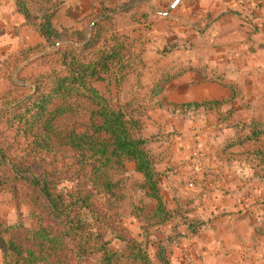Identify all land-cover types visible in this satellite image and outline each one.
<instances>
[{
  "label": "trees",
  "instance_id": "1",
  "mask_svg": "<svg viewBox=\"0 0 264 264\" xmlns=\"http://www.w3.org/2000/svg\"><path fill=\"white\" fill-rule=\"evenodd\" d=\"M111 18L102 11L90 25L89 39L81 31L80 41L62 42L63 35L51 26L52 15H44L39 31L50 52L40 57L41 68L31 77L29 91L18 93L23 88L14 87L18 92L0 103V186L13 193L20 188L29 192L30 216L36 222L31 228L0 224L3 264H83L90 259L93 264H154L130 243L124 250L112 249L105 235L122 239L118 225L137 211L133 198L145 187L156 202L148 218L161 226L175 218L160 196L143 137V119L161 108L157 97L173 77L162 74L146 87V112L140 116L144 97L138 91L122 103L112 100L109 90H101L99 83H121L137 60L116 35ZM94 46L98 49L87 50ZM251 133L258 141L264 127L251 126ZM233 146L231 141L227 148ZM127 162L135 164L141 184L127 174ZM227 162L240 174L249 170L245 179L264 182L262 147ZM181 224L184 232L175 225L160 239L156 257L166 260L160 264H170L166 256L173 243L196 235L201 227L193 218Z\"/></svg>",
  "mask_w": 264,
  "mask_h": 264
},
{
  "label": "crops",
  "instance_id": "2",
  "mask_svg": "<svg viewBox=\"0 0 264 264\" xmlns=\"http://www.w3.org/2000/svg\"><path fill=\"white\" fill-rule=\"evenodd\" d=\"M101 3L98 0L96 17L105 9ZM106 3L118 6L108 13L113 18L132 8L130 13L145 10L154 14L163 32L170 24L178 27L173 39L161 40L168 50L162 52L161 59L176 68L174 73L171 69L163 72L173 78L162 95L167 99L174 93L177 97L168 98V106L160 108L162 113L157 117L162 125L151 124L154 133L161 129L160 134L167 135L169 141L164 142L165 159L155 172L160 174L158 187L166 210L175 215L170 225H179L178 230L184 232L181 221L193 218L201 227L196 235L176 242L170 264H264V182L245 179L251 174L249 170L240 174L227 162L230 157L242 159L258 147L264 149L263 135L258 141L251 137V126L264 127V0ZM125 4L131 5L119 8ZM160 4L164 8L155 11L153 7ZM166 7L170 13L163 12ZM190 79L193 85L188 84ZM191 94L212 103V119H207L212 126L207 136L212 142L211 170L199 166L194 152L195 144L200 145L195 129L202 128L206 117L200 122L166 112L196 102ZM231 141L235 146L227 148ZM193 182L195 186L189 189Z\"/></svg>",
  "mask_w": 264,
  "mask_h": 264
},
{
  "label": "rangeland",
  "instance_id": "3",
  "mask_svg": "<svg viewBox=\"0 0 264 264\" xmlns=\"http://www.w3.org/2000/svg\"><path fill=\"white\" fill-rule=\"evenodd\" d=\"M106 1L101 0V6H105V9L102 10L104 13L112 12L113 8H118V6L106 3ZM97 3L98 0H0V103L4 100H10L15 95L13 92H18L14 87L23 88L18 93L23 94L29 91L31 77L41 68L40 57L46 52H50V49H45L44 38L40 36L39 26L42 17L47 14L52 15L51 26L54 31L63 35L62 42L70 40L78 42L83 38V35L82 37L77 36L81 31L85 32L87 39L90 37V25L96 19L94 10L100 7ZM129 5L131 4H125V6L119 8L129 7ZM161 8H164L161 7V4L153 7L155 11H161ZM131 9L128 8L127 14L114 18L112 16L111 24L116 35L122 37L125 41L126 50L137 59L129 67V73L133 75L129 76L130 74H128L119 84L112 82L108 85L107 82H104L97 84V86L101 90H109L111 99L122 103L129 99V94L138 91L137 95L144 97L142 104V107H144L148 95L145 92L146 87L148 88L167 69H171L173 73L176 71V68L171 67L170 62L166 59L162 60L160 55H162L163 48L164 50L167 49V46L163 47L161 44L162 38L173 39L174 36L171 35L178 27L176 23L170 24L167 26L168 31L163 32L158 18L152 16L154 14L150 15L145 10H136V12L130 13ZM163 12L170 13L171 11L166 7ZM81 24H83L82 30H80ZM190 30L189 28L188 31ZM186 35H188L187 39L191 38L188 33ZM75 45L80 46V44ZM96 49L98 48L94 46L87 50L95 51ZM188 84L193 85V80L190 79ZM137 86L142 87V89L138 90ZM190 96L199 101L175 106V109L173 107L168 108L166 112L169 114L178 112L179 117L186 115V117H192L193 120H199L200 122V118L206 117V120L202 121V128L195 129L198 131L195 134L196 141L200 145L198 147V144H195L194 152L200 159L199 166L202 169L211 170L212 142L211 138L207 136L212 133V126L209 125L211 120L207 119H212V103L200 100L198 94H191ZM176 97L177 95L171 93L166 99L161 94L157 99L161 102V107L163 105L166 108L168 98ZM145 108L137 111L139 116L146 112ZM159 110L149 111L146 118L143 119V137L147 140L155 167L163 163L165 159L163 147L167 144L164 142H169L167 141V135L160 134L161 129L156 128L157 131L154 133L155 126L151 125L155 122V124L160 123L159 120L161 121V119L157 116L162 112ZM161 125L162 123L159 124V126ZM24 150L25 148L22 146L19 150L20 155L23 154ZM125 166L127 174L141 184L143 181L142 176L136 173L135 164L127 162ZM156 174L159 182L160 174ZM195 182L192 183L193 186H195ZM21 189L19 192L13 193L5 186H0L1 225L13 226L20 224L24 228L35 227L36 222L30 216V200L33 196L24 189L21 191ZM149 193L148 188L145 187L135 194L133 203L137 207V211L122 217L118 225L122 239H116V236L111 235L109 232L105 235V239L110 241L111 248L115 250H124L126 244L130 243L145 252L154 264H160L165 263L166 260L160 262L156 257L159 241L175 225L161 226V224H157L148 218L153 215L156 208V202L147 196ZM175 244L173 243L170 246L169 253L166 256L169 263L172 248ZM93 262L90 259L83 264H93ZM0 264H3L1 251Z\"/></svg>",
  "mask_w": 264,
  "mask_h": 264
},
{
  "label": "built area",
  "instance_id": "4",
  "mask_svg": "<svg viewBox=\"0 0 264 264\" xmlns=\"http://www.w3.org/2000/svg\"><path fill=\"white\" fill-rule=\"evenodd\" d=\"M188 187H189L190 189H192V188H193V184H192V183H189ZM188 264H193V263H192L191 261H189Z\"/></svg>",
  "mask_w": 264,
  "mask_h": 264
}]
</instances>
